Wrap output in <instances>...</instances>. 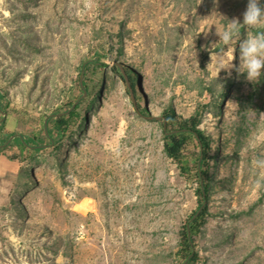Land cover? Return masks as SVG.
<instances>
[{
	"label": "rangeland",
	"instance_id": "obj_1",
	"mask_svg": "<svg viewBox=\"0 0 264 264\" xmlns=\"http://www.w3.org/2000/svg\"><path fill=\"white\" fill-rule=\"evenodd\" d=\"M247 3L0 0V264H189L200 182L167 154L163 120L200 106L213 150L193 264H264V74L237 71L257 27L217 35ZM78 103L87 119L60 137L52 122Z\"/></svg>",
	"mask_w": 264,
	"mask_h": 264
},
{
	"label": "trees",
	"instance_id": "obj_2",
	"mask_svg": "<svg viewBox=\"0 0 264 264\" xmlns=\"http://www.w3.org/2000/svg\"><path fill=\"white\" fill-rule=\"evenodd\" d=\"M240 29L243 30L244 27L241 26ZM255 31H264V27L259 26L255 28ZM126 73L128 74L129 79L132 83V90L135 94L136 107L138 112L143 115L149 116V110L147 108H143L141 104L142 98H140L136 91L135 82L137 81L136 83H138V80L141 79L140 72L134 67L129 68V66H126ZM228 80L230 82V86H232V84L234 83V78L231 76L228 77ZM230 86L228 85V88ZM85 91H87V89H84V92ZM94 99L95 98H93V100ZM78 107L79 103L69 113H64V115L56 117L52 122L55 125L57 134H59L60 137L65 135L74 118H79L81 120V124L84 120L87 119V115H80V113L77 112ZM201 119L202 107L200 106V108H198L196 112L188 118L180 115L174 107L169 108L165 111L163 120L164 125L165 122H167V125L165 126V149L167 151V154L169 155V157L179 163L181 169L188 173L190 178H198L200 182L198 194L200 196L199 199L201 201V204L199 205L197 211L209 197V182L207 181V177H210L209 168L213 150L211 136L200 127ZM23 142L24 143L22 145L25 148L28 146H32L27 140L23 139ZM33 146L35 147L36 144H34ZM188 146L196 147L198 151L194 152L190 157H188L185 153ZM200 160L201 168H199ZM202 179H204L206 194H204L203 192ZM196 212L191 216L190 220L187 222L180 235L179 252L185 259L189 258V264H193L199 259L197 252H195L191 257L190 255L194 251V245L196 242L195 235H197L201 231L207 221L208 206L206 205L200 215L196 219L192 220ZM189 229H191V234H189Z\"/></svg>",
	"mask_w": 264,
	"mask_h": 264
},
{
	"label": "clouds",
	"instance_id": "obj_3",
	"mask_svg": "<svg viewBox=\"0 0 264 264\" xmlns=\"http://www.w3.org/2000/svg\"><path fill=\"white\" fill-rule=\"evenodd\" d=\"M242 22L239 18H232L222 31H218L219 40L224 45L230 46L234 36L239 32L241 24L249 27H264V5L260 0H248L245 11L242 14ZM207 34V33H206ZM233 60L219 64L221 69L230 70L233 68ZM239 73H246L249 81H257L264 74V31L250 35L239 44ZM219 73V72H218Z\"/></svg>",
	"mask_w": 264,
	"mask_h": 264
},
{
	"label": "water",
	"instance_id": "obj_4",
	"mask_svg": "<svg viewBox=\"0 0 264 264\" xmlns=\"http://www.w3.org/2000/svg\"><path fill=\"white\" fill-rule=\"evenodd\" d=\"M134 92V91H133ZM134 97H135V94H134ZM167 125V122H165V126ZM166 128V127H165ZM14 138V136H12L10 138V141ZM1 147V145H0ZM203 157V156H202ZM199 168H201V160L199 161ZM201 170V169H200ZM202 188H203V192L204 194H206V189H205V185H204V179H202ZM207 205V200L202 204V206L199 208V210L196 212V214L193 216L192 220L196 219L200 213L202 212V210L204 209V207H206ZM190 228V226H189ZM189 234H191V229H189ZM195 253V248H194V251L192 252V254L190 255V257Z\"/></svg>",
	"mask_w": 264,
	"mask_h": 264
},
{
	"label": "bare ground",
	"instance_id": "obj_5",
	"mask_svg": "<svg viewBox=\"0 0 264 264\" xmlns=\"http://www.w3.org/2000/svg\"><path fill=\"white\" fill-rule=\"evenodd\" d=\"M124 58H125V55H122ZM121 57H119V59H120ZM126 59V58H125ZM122 61H124V62H126L125 60H122ZM135 86H136V91L140 88V87H142V84H140L139 83V81H138V86L135 84ZM139 87V88H138ZM143 88V87H142ZM139 96H140V98H142L143 97V100H144V102L145 103H147L148 104V102H147V97H145V94H143V96L141 95V94H138ZM142 104V103H141ZM33 173V172H32Z\"/></svg>",
	"mask_w": 264,
	"mask_h": 264
},
{
	"label": "crops",
	"instance_id": "obj_6",
	"mask_svg": "<svg viewBox=\"0 0 264 264\" xmlns=\"http://www.w3.org/2000/svg\"><path fill=\"white\" fill-rule=\"evenodd\" d=\"M10 179H12V176L10 175V176H8Z\"/></svg>",
	"mask_w": 264,
	"mask_h": 264
}]
</instances>
